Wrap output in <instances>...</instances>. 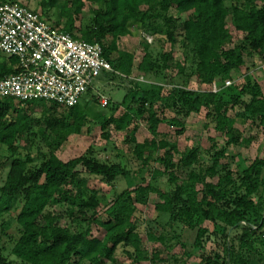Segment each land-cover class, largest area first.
Instances as JSON below:
<instances>
[{
  "label": "trees",
  "instance_id": "obj_1",
  "mask_svg": "<svg viewBox=\"0 0 264 264\" xmlns=\"http://www.w3.org/2000/svg\"><path fill=\"white\" fill-rule=\"evenodd\" d=\"M22 1H36L40 12L35 13L41 17L55 12L54 27L63 20L61 32L98 44L112 68L101 77L130 79L134 57L119 51L117 42L129 36L132 27H137L143 37L163 39L170 49L154 53L144 40L143 55L135 69L152 81H128L120 102L108 99L105 107L98 104L106 113L90 114L97 101L91 89L61 113L54 104L45 108L43 101L17 102L44 107L38 118L19 109L13 99H0V148L8 153L0 155V174L6 170L0 185V264H12L5 253L20 264H123L114 259L119 246L131 249L125 251L131 264L160 262L156 252L149 257L142 248L135 221L139 212L136 205L145 206L150 194L159 201L154 205L156 217L151 223L161 231L157 235L149 232V241L163 247L173 242L183 247L179 238L185 229L195 231L196 251L207 243L220 248L221 255L202 254L197 264H250L253 257L264 264V153L248 166H237L235 172L221 164L229 147L251 143L235 128L236 120H257L264 129V94L259 86L248 76L240 85L224 86L243 66L244 53L264 54V0ZM14 2L0 0V4ZM86 4L88 16L84 19ZM171 9L177 15H186L180 24L170 15ZM227 20L243 35L239 45L228 47L231 35ZM176 48L182 63L172 57ZM0 56V79L14 75L16 59ZM171 68L176 71V79L163 83ZM191 81L203 86L214 82L218 90H191ZM167 84L170 89L165 94L163 87ZM235 107L239 111L230 116ZM119 109L121 113L115 115ZM202 109L208 124L222 135L221 146L210 140L202 155L196 148L178 153L174 142L165 136L159 139L157 128L161 123L182 130L179 116L197 114ZM165 110L175 117H159ZM139 120L147 122L150 141H136ZM92 124L104 139L109 138V127L127 133L130 153L141 164L139 172L146 169L144 175L148 176V181L141 176L138 184L114 194L105 207L104 218L98 215L99 192L87 186L77 167L109 186L129 178V170L121 160L98 161L91 148L66 162L55 155L69 136L79 135L83 128L89 132ZM21 139L23 153L17 145ZM160 150L163 153L159 156ZM151 163H160L163 171L148 169ZM164 175L168 186L165 191L156 183ZM214 178L215 183L210 182ZM53 207L64 208L65 226L57 222ZM205 223L211 224V231L203 226ZM93 225L102 231L101 239L91 236ZM172 263L185 264L176 257Z\"/></svg>",
  "mask_w": 264,
  "mask_h": 264
},
{
  "label": "rangeland",
  "instance_id": "obj_2",
  "mask_svg": "<svg viewBox=\"0 0 264 264\" xmlns=\"http://www.w3.org/2000/svg\"><path fill=\"white\" fill-rule=\"evenodd\" d=\"M16 2L24 5L25 2L22 0H16ZM27 8V4H25ZM31 9L37 13H39L38 5L36 1H33ZM84 19L88 16V4L85 5L83 9ZM170 15L176 19L177 23H181L186 15H177L174 9L170 10ZM43 19L48 22L50 25L55 26V22L57 20L56 13L50 12L47 17L42 16ZM62 21L60 20L58 28L61 27ZM227 29L231 35V42L228 47H233L239 45L243 39V35L237 33L232 26L230 25L229 21L227 20ZM151 37V36H150ZM143 37V33L137 28L132 27L131 34L129 36L121 38L117 42V48L119 51H126L133 55L134 57V67L132 75L130 79L125 80L123 77L118 75L115 78H106V77H98L97 83L94 87H98V91L104 97L109 99L111 102H120L122 97L124 96L127 89L125 86L127 83L132 80H137L140 82H151L152 80L149 78H145L137 73L135 67L140 61L143 51H142V44L145 42ZM150 49L156 53L157 51L161 50L162 52H167L170 49L168 43H166L163 39H152L151 42L148 44ZM175 61H179L182 63V57L179 50L176 48L172 55ZM2 56H0L1 62ZM243 66L234 72L231 75L229 81V85H240L243 83L244 76H248L251 79L252 83H255L261 89L262 94H264V54L261 56L259 54H245L243 55ZM176 71L175 69L171 68L166 72V79L163 83H169V79L175 80L176 79ZM129 81V82H128ZM177 81V80H176ZM225 85V84H224ZM94 87L91 89L90 93L95 95ZM209 86H203L198 84L196 81H191L189 83L188 88L195 91H208L210 90ZM170 89V85H165L163 87V93H167ZM16 106L19 109H22L26 114L30 115L33 118H38L43 111L44 107L47 108L50 106L45 104L44 107L42 106H35L29 105L26 106L24 104H18L15 102ZM93 106V105H92ZM98 105V101L93 106V110L90 114L95 115L96 113H106V110L100 109ZM239 107H235L232 111L229 112L230 116H233L235 112L239 111ZM58 113L64 112L63 108L59 107L56 110ZM121 109H119L115 115H119L121 113ZM159 117L170 119L174 118L175 115L170 110H165L163 113L159 115ZM89 118H91L89 116ZM180 121L183 124V129L179 130V128L170 127L166 123H161L158 128L157 132L159 135V139L162 136L166 137V140L169 142H174L177 147L178 153L184 152L186 149L189 148H196L198 149L200 155L206 151L211 142L213 140L217 143L218 146L223 144V137L221 134L215 132L211 125L208 124V121L205 119V110H201L197 114L191 113L187 117L179 116ZM148 124L145 120H139L136 123V131L134 133V137L138 143H142L143 141H150L151 136L147 130ZM33 128H36L33 127ZM235 128L241 133L244 139L250 138L251 143L248 146H235L229 147L227 150V156L225 159L221 160V164L227 165V167L232 171L235 172L237 166H248L255 158L262 156L264 153V129L258 125V121L255 120L254 122L250 121H235ZM109 138L104 139L101 136V131L98 127L94 126L93 124L90 126V131L86 132V129L83 128L79 135H72L69 136L66 141L61 145V147L55 153L56 157L61 160L62 162H66L70 159L77 158L83 155L88 148H91L95 154V157L100 162H115L121 160L124 166L129 170L130 175L129 178L123 180L118 179L113 186L106 185L103 183L99 178L88 176L83 170L82 167H77V171L81 173L83 177L87 179V186L90 189L96 190L100 194V207L98 210V215L102 218L105 217V207L110 204L112 197L114 194L120 192L122 189L130 186H134L139 183L140 177L143 176L148 181V176L144 175L145 170L143 173L139 172L141 168V164L137 161L130 153L131 146L125 140L128 137L127 133H117L111 127L107 131ZM19 146L20 152L23 153L24 150V139H21L20 142H17ZM42 149L41 145H39ZM33 153H35V148H33ZM163 153V150L158 151V155L160 156ZM0 155L7 156L8 153L5 151L4 148H0ZM174 161L178 158L176 155L174 157ZM148 169H155L158 171H163V167L160 163H151ZM6 170L0 174V185L3 182V178L5 176ZM180 173V172H178ZM216 179L210 180V182L215 183ZM157 185L159 189L165 191L167 190L168 186L166 183V177L161 176L157 179ZM158 198L154 194H150L148 196V201L145 206L136 205L138 214L136 215V226H137V233L140 236L142 242V248L147 252V255L150 257V254L156 252L158 254L160 262L155 264H173L172 258L176 257L181 261H184L185 264H197L202 254H210L213 255L218 253L221 255L220 248L214 243H207L205 247L199 251H196L193 248V241L195 237V231H188L182 230L180 234V243H182L183 247L180 244H175L174 242L170 244L168 247H163L158 243H154L149 241L146 238V235L150 232L153 235H157L160 233L161 229L159 227H155L151 222L156 217V213L154 211V205L158 203ZM52 211L56 214L58 219V223L60 226H65L66 218H65V211L64 208H57L53 207ZM149 226L151 228H149ZM209 231L212 230V226L210 223H205L203 225ZM168 230V229H166ZM91 236L97 239L102 238V231L97 226L91 227ZM131 251V249L123 248L119 246L115 253L114 259L123 264H131V260L125 254V251ZM188 256H185V255ZM8 261L12 264H20V261L14 258L13 256L8 255L5 253ZM83 262V261H82ZM105 264H110L109 262H105ZM140 264H150L149 261L142 262ZM250 264H261V262L257 261L255 257L251 258Z\"/></svg>",
  "mask_w": 264,
  "mask_h": 264
},
{
  "label": "built area",
  "instance_id": "obj_3",
  "mask_svg": "<svg viewBox=\"0 0 264 264\" xmlns=\"http://www.w3.org/2000/svg\"><path fill=\"white\" fill-rule=\"evenodd\" d=\"M147 43L151 37L144 36ZM0 53L17 61V72L0 79V99L75 106L98 77L112 72L98 44L74 39L18 2L0 4ZM229 85V81L224 82ZM211 92L218 90L213 82ZM94 87L98 104L108 99Z\"/></svg>",
  "mask_w": 264,
  "mask_h": 264
},
{
  "label": "crops",
  "instance_id": "obj_4",
  "mask_svg": "<svg viewBox=\"0 0 264 264\" xmlns=\"http://www.w3.org/2000/svg\"><path fill=\"white\" fill-rule=\"evenodd\" d=\"M32 2L33 1H30V2L27 3V8H30L29 6H31ZM29 10H31V9H29ZM31 11H33V10H31ZM33 12H35V11H33Z\"/></svg>",
  "mask_w": 264,
  "mask_h": 264
}]
</instances>
